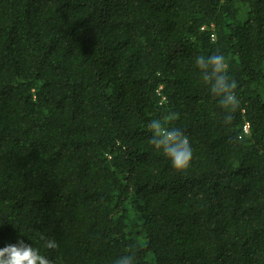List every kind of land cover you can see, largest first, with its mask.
<instances>
[{
    "label": "trees",
    "instance_id": "trees-1",
    "mask_svg": "<svg viewBox=\"0 0 264 264\" xmlns=\"http://www.w3.org/2000/svg\"><path fill=\"white\" fill-rule=\"evenodd\" d=\"M216 51L230 128L195 66ZM170 113L183 174L150 144ZM20 239L53 264H264V0H0V248Z\"/></svg>",
    "mask_w": 264,
    "mask_h": 264
},
{
    "label": "clouds",
    "instance_id": "clouds-1",
    "mask_svg": "<svg viewBox=\"0 0 264 264\" xmlns=\"http://www.w3.org/2000/svg\"><path fill=\"white\" fill-rule=\"evenodd\" d=\"M200 80L207 87L210 96L216 101L222 113V123L225 128H230L234 121V114L241 106L236 91L237 81L229 74V64L226 56L216 51L210 55H200L195 58ZM178 115V114H177ZM177 115L166 114L158 119H153L148 124L151 134L150 144L162 153L170 162L177 173H186L193 160V149L189 138L178 127L171 124ZM237 137V141H239ZM44 240L46 250H56L59 245L54 239ZM135 257L126 254L118 257L114 264H134ZM0 264H53V261L43 253L39 247L25 243L23 239L16 244H9L0 248Z\"/></svg>",
    "mask_w": 264,
    "mask_h": 264
}]
</instances>
